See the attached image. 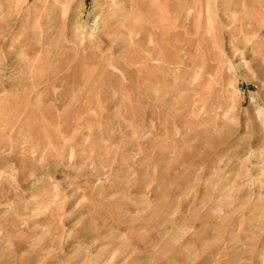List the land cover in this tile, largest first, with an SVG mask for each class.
Masks as SVG:
<instances>
[{"label":"rangeland","instance_id":"obj_1","mask_svg":"<svg viewBox=\"0 0 264 264\" xmlns=\"http://www.w3.org/2000/svg\"><path fill=\"white\" fill-rule=\"evenodd\" d=\"M0 193V264H264V0H0Z\"/></svg>","mask_w":264,"mask_h":264},{"label":"bare ground","instance_id":"obj_2","mask_svg":"<svg viewBox=\"0 0 264 264\" xmlns=\"http://www.w3.org/2000/svg\"><path fill=\"white\" fill-rule=\"evenodd\" d=\"M130 8V7H129ZM3 186V185H2ZM7 186V185H6ZM3 188V187H2ZM1 196H3V194H1L0 193V206H5L4 205V203H5V200H4V198L3 199H1ZM7 200V199H6ZM9 202V201H8ZM8 204V203H7ZM7 204H6V206H7ZM0 208H4V207H0ZM1 211V210H0Z\"/></svg>","mask_w":264,"mask_h":264}]
</instances>
